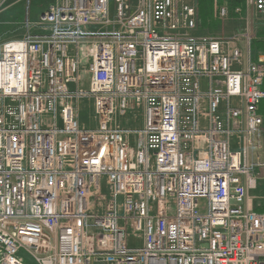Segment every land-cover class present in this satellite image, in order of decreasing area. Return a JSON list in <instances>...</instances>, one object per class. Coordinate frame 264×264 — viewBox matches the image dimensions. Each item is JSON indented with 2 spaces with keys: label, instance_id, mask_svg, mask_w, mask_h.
<instances>
[{
  "label": "built area",
  "instance_id": "2783aa9c",
  "mask_svg": "<svg viewBox=\"0 0 264 264\" xmlns=\"http://www.w3.org/2000/svg\"><path fill=\"white\" fill-rule=\"evenodd\" d=\"M197 1L114 0L109 19L108 0H56L31 21L20 0L24 34L0 45V264H264V56L248 27L189 36ZM135 109L142 129L121 128Z\"/></svg>",
  "mask_w": 264,
  "mask_h": 264
},
{
  "label": "rangeland",
  "instance_id": "374dc122",
  "mask_svg": "<svg viewBox=\"0 0 264 264\" xmlns=\"http://www.w3.org/2000/svg\"><path fill=\"white\" fill-rule=\"evenodd\" d=\"M56 0H30V15L31 21H36V18L42 10L48 5L55 3ZM191 3V0H185ZM132 5H135L136 0H131ZM198 2V1H197ZM212 2L211 10L206 21L203 22L201 11L198 10V27L195 31L190 32L191 37L194 38H230L234 33L248 27L251 29L253 41L258 40L260 32L264 31V20L257 18L251 9L246 10L245 6L240 7L241 13L239 15H229L225 20H219L214 16V6ZM26 3L20 0H8L4 6H0V45L4 42L20 39L24 30L22 25L25 21L24 8ZM222 6L216 0V7ZM108 17L113 19L115 15L114 0H108ZM253 46V45H252ZM256 51V50H255ZM253 52V51H252ZM257 56H264L263 52L256 53ZM205 83V81H203ZM83 90H88V78L83 76L81 85ZM77 108L79 123L86 128H94V105L89 98H82L75 103ZM119 126L123 129L141 130L143 127V113L141 109H135L128 112L125 116L115 119ZM131 147L135 148V136L130 137ZM103 187H104V182ZM249 198L252 201V206H264V174L262 179L257 181V187L254 191L249 193ZM136 238L131 234L128 243L133 245L136 243ZM25 264H33L29 259H25Z\"/></svg>",
  "mask_w": 264,
  "mask_h": 264
},
{
  "label": "trees",
  "instance_id": "16d2710c",
  "mask_svg": "<svg viewBox=\"0 0 264 264\" xmlns=\"http://www.w3.org/2000/svg\"><path fill=\"white\" fill-rule=\"evenodd\" d=\"M212 2L213 0H198V10L201 11L203 21L208 19ZM218 2L222 4V6H226L228 8L229 15H233L236 8L244 7V0H218ZM252 45L253 50L257 49L264 53V31L260 32L258 40L253 42ZM262 89L264 90V79L262 83ZM259 113L262 115V117H264V99L259 104ZM253 210L256 213L264 214V206H253Z\"/></svg>",
  "mask_w": 264,
  "mask_h": 264
},
{
  "label": "crops",
  "instance_id": "0c3cea01",
  "mask_svg": "<svg viewBox=\"0 0 264 264\" xmlns=\"http://www.w3.org/2000/svg\"><path fill=\"white\" fill-rule=\"evenodd\" d=\"M204 22V21H203ZM252 44H253V42H252ZM256 50V51H255ZM255 50H253V48L251 47V54H252V58L253 59H256V58H258L259 56H257V54L256 53H260L261 51H259V50H257V49H255ZM253 51V52H252ZM264 118V117H263Z\"/></svg>",
  "mask_w": 264,
  "mask_h": 264
}]
</instances>
